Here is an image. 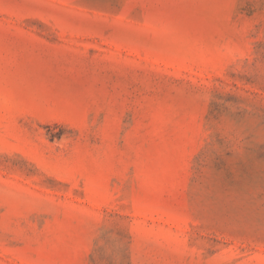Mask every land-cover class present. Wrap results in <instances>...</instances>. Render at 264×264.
I'll return each instance as SVG.
<instances>
[{
    "label": "rangeland",
    "instance_id": "obj_1",
    "mask_svg": "<svg viewBox=\"0 0 264 264\" xmlns=\"http://www.w3.org/2000/svg\"><path fill=\"white\" fill-rule=\"evenodd\" d=\"M0 264H264V0H0Z\"/></svg>",
    "mask_w": 264,
    "mask_h": 264
}]
</instances>
